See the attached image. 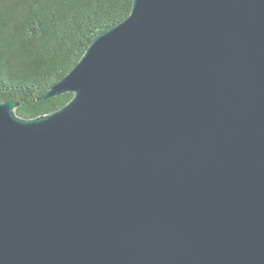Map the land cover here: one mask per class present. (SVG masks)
Masks as SVG:
<instances>
[{"label":"water","instance_id":"95a60500","mask_svg":"<svg viewBox=\"0 0 264 264\" xmlns=\"http://www.w3.org/2000/svg\"><path fill=\"white\" fill-rule=\"evenodd\" d=\"M65 93L0 101V264H264V0H134Z\"/></svg>","mask_w":264,"mask_h":264},{"label":"trees","instance_id":"16d2710c","mask_svg":"<svg viewBox=\"0 0 264 264\" xmlns=\"http://www.w3.org/2000/svg\"><path fill=\"white\" fill-rule=\"evenodd\" d=\"M134 0H0V101L34 119L71 93L40 99L79 62L96 36L124 21Z\"/></svg>","mask_w":264,"mask_h":264}]
</instances>
